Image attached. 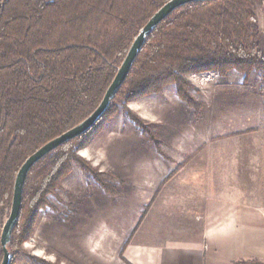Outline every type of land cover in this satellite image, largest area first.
<instances>
[{
	"label": "trees",
	"instance_id": "1",
	"mask_svg": "<svg viewBox=\"0 0 264 264\" xmlns=\"http://www.w3.org/2000/svg\"><path fill=\"white\" fill-rule=\"evenodd\" d=\"M170 1L0 0V264L5 218L12 209L20 169L37 151L98 109L135 40ZM256 2H194L158 25L97 125L29 172L20 217L8 243L11 264L13 252L31 237L36 217L72 164H81L112 190L105 176L87 169L76 152L101 122L115 114L120 99L128 103L176 85L179 98L198 109L187 77L264 71L253 10Z\"/></svg>",
	"mask_w": 264,
	"mask_h": 264
},
{
	"label": "rangeland",
	"instance_id": "2",
	"mask_svg": "<svg viewBox=\"0 0 264 264\" xmlns=\"http://www.w3.org/2000/svg\"><path fill=\"white\" fill-rule=\"evenodd\" d=\"M253 10L264 53V0H257ZM187 81L198 109L179 98L176 85L115 104V114L76 152L112 190L81 164H72L36 217L31 237L13 252L14 264H75L74 257H82V264H127L126 246L155 202L180 187L177 177L191 170L208 147L227 146L232 133L264 129L263 70L206 73Z\"/></svg>",
	"mask_w": 264,
	"mask_h": 264
},
{
	"label": "crops",
	"instance_id": "3",
	"mask_svg": "<svg viewBox=\"0 0 264 264\" xmlns=\"http://www.w3.org/2000/svg\"><path fill=\"white\" fill-rule=\"evenodd\" d=\"M231 135L155 202L124 250L127 264H264V129Z\"/></svg>",
	"mask_w": 264,
	"mask_h": 264
},
{
	"label": "water",
	"instance_id": "4",
	"mask_svg": "<svg viewBox=\"0 0 264 264\" xmlns=\"http://www.w3.org/2000/svg\"><path fill=\"white\" fill-rule=\"evenodd\" d=\"M201 1H210V0H172L167 5H165L145 26L140 35L135 40L132 45L125 62L118 71L113 83L109 87L101 105L98 109L82 124L78 127L72 129L71 131L63 134L57 139L51 141L34 155H32L20 169L15 183V192L13 205L10 212V215L4 225L1 244L4 253V258L2 264H11L13 256L8 250V243L10 242L13 228L15 227L21 213L22 202H23V192L24 186L31 169L44 158L49 156L55 150H57L62 145L69 143L75 140L78 137L83 136L84 134L90 132L97 123L102 119L107 110L110 108L112 101L116 98L121 87L126 81L129 73L131 72L133 65L141 52L148 36L158 27V25L170 16L177 9L184 7L190 3L201 2Z\"/></svg>",
	"mask_w": 264,
	"mask_h": 264
}]
</instances>
